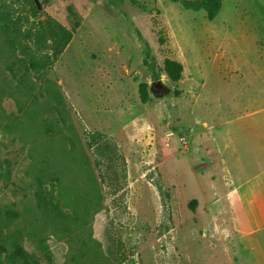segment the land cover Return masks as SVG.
I'll use <instances>...</instances> for the list:
<instances>
[{"label": "rangeland", "instance_id": "obj_1", "mask_svg": "<svg viewBox=\"0 0 264 264\" xmlns=\"http://www.w3.org/2000/svg\"><path fill=\"white\" fill-rule=\"evenodd\" d=\"M37 23L41 51L52 28L69 35L40 72L8 42L13 36L34 52L21 36ZM169 62L180 66L177 79ZM262 101L264 0H221L211 20L175 0H44L36 11L30 1L0 0V235L27 253V263L6 264H103L111 248L128 254L120 264H236L219 235L218 206L215 216L204 213L220 170L210 125L219 106L240 112ZM92 132L112 138L122 157L115 193L86 144ZM62 136L87 157L90 175L79 169L77 184L66 168L64 182L49 180L58 167L47 159L68 161ZM59 191L66 213L84 192H98L83 259H72L73 233L50 226L59 218L52 223L62 228L49 205Z\"/></svg>", "mask_w": 264, "mask_h": 264}, {"label": "crops", "instance_id": "obj_2", "mask_svg": "<svg viewBox=\"0 0 264 264\" xmlns=\"http://www.w3.org/2000/svg\"><path fill=\"white\" fill-rule=\"evenodd\" d=\"M218 110L210 125L218 192L210 187L204 213L215 216L218 206L219 235L226 249L233 246L236 264H264V101L240 112Z\"/></svg>", "mask_w": 264, "mask_h": 264}, {"label": "trees", "instance_id": "obj_3", "mask_svg": "<svg viewBox=\"0 0 264 264\" xmlns=\"http://www.w3.org/2000/svg\"><path fill=\"white\" fill-rule=\"evenodd\" d=\"M26 1H30L34 5V10L36 11L37 8L33 0ZM182 5L185 9L194 11L205 9L207 18L211 20L218 13L221 6V0H201L199 3L195 4L183 2ZM50 27L52 28V26ZM52 32L54 36L52 37L51 46L49 45V47L43 51H41L39 48V46H42V39L44 38L45 34L44 26H42L41 23H37V26L34 28L27 29L21 36L25 41L30 42V44L32 43L31 46L34 48V52H30L26 45L22 44L19 40L17 41L18 43H16V38L14 39L13 36L8 37V42L14 49L18 50L19 55L24 59L31 70L34 72H40L53 64L54 60L61 53L69 39L68 33H64V37L61 39L59 37L61 32L59 29L55 31V29L52 28ZM166 68L168 73L172 71L175 75L174 77L176 79L178 78V71L180 69L178 63L169 62L166 64ZM155 84L162 86L160 82H156ZM155 84L153 86H155ZM85 138L86 144L91 152V155L93 156L95 166L99 170V175L102 179L106 178V182L107 180L110 182V192L115 193L120 175H122L124 168H122L123 160L120 153L118 152L117 145L112 138L100 132L87 133ZM74 140V138L62 136V138L58 141V144H61L64 147L66 146V142L71 144L70 147H66L68 150L67 163H63L64 159L62 162H60V156H51L46 161L48 164H50V166L58 167L57 170L48 173L49 180L54 183V185H56V183L59 184L64 182L65 179H62V175L64 176L67 174L63 172L64 168L70 172V178L66 179L71 184H77L79 182V169L83 170L87 175H90L86 167L83 166L87 162V157L85 153L81 151L80 146H77ZM52 143L53 142H51V144ZM57 194L58 195L54 196L52 192L49 193V205L51 206L50 210L62 216V221L60 223L62 224V228H59L56 223H52L57 222L59 218H54L50 226L57 234L59 233L61 235H68L73 233L72 236L66 237L78 245L76 255H74L72 259H83L87 248L91 246V239L87 237L88 231H85L86 229L84 228V224H86L88 221V217L90 216L92 210L94 208L96 209V207H99L100 205L99 197H97L98 192L95 193L94 196L91 193L87 194L84 192L81 198H74V200L77 198L79 200H75L74 207L76 210H72L71 213H66L61 210L58 204L59 199L60 203L62 202L61 192L59 191ZM127 257L128 254H126L124 251L111 248L106 251L102 260L103 264H120L125 259H127ZM19 259L22 262L27 263V253L15 241L10 240L8 242L3 238V236L0 235V264H6L9 260L14 261Z\"/></svg>", "mask_w": 264, "mask_h": 264}, {"label": "flooded vegetation", "instance_id": "obj_4", "mask_svg": "<svg viewBox=\"0 0 264 264\" xmlns=\"http://www.w3.org/2000/svg\"><path fill=\"white\" fill-rule=\"evenodd\" d=\"M175 1H180L181 3L183 2H187V3H192V4H195V3H199L201 0H175ZM155 87V86H154ZM163 86H159V87H155L157 89H161Z\"/></svg>", "mask_w": 264, "mask_h": 264}, {"label": "water", "instance_id": "obj_5", "mask_svg": "<svg viewBox=\"0 0 264 264\" xmlns=\"http://www.w3.org/2000/svg\"><path fill=\"white\" fill-rule=\"evenodd\" d=\"M33 2H34V4H35L36 8H37L38 10H40L41 7H42V3L44 2V0H33ZM155 86L158 87L159 84H155Z\"/></svg>", "mask_w": 264, "mask_h": 264}]
</instances>
